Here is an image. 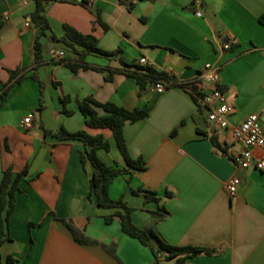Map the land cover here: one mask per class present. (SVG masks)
<instances>
[{
	"label": "crops",
	"instance_id": "0c3cea01",
	"mask_svg": "<svg viewBox=\"0 0 264 264\" xmlns=\"http://www.w3.org/2000/svg\"><path fill=\"white\" fill-rule=\"evenodd\" d=\"M120 1L48 3L50 31L41 40L43 64L34 69L38 31L30 17L36 4L0 0V94L12 72L25 70V79L5 101L0 99V183L6 169L17 174L28 166L10 217L9 239L0 246V264L9 256L16 264L156 263L153 251L125 235L118 219L105 223V217L121 209L101 208L89 198L94 168L89 161L81 163L84 145L54 137L61 129L103 135L111 148L99 150L98 158L107 166L128 168L113 132L87 126L79 107L87 98L147 113L124 127L128 153L133 160H144L145 171L130 170L109 188L112 200L123 198L134 210L135 226L154 229L171 246L214 252L182 264H264V171L237 170L234 156L240 147L233 135L252 114L261 116L264 134V0ZM66 26L93 35L104 52H120L111 58L91 54L81 65L115 70L124 68L122 61L139 65L145 58L150 66L144 67L177 82H192L211 64L219 70V85L232 109L228 127L210 125L208 110L199 111L183 88L168 87L159 94L158 83L148 82L140 90L121 72L108 81V70L74 72L56 64L59 53L63 59L78 60L58 41ZM198 86L208 88L204 82ZM65 97L70 99L66 106L61 100ZM28 117L30 127L25 128L22 123ZM235 175L241 184L231 197L226 184ZM140 190L155 193L159 201L135 193ZM161 209L167 212L163 220L154 215ZM63 221H71L95 244L77 243ZM175 261L163 259L159 264Z\"/></svg>",
	"mask_w": 264,
	"mask_h": 264
},
{
	"label": "trees",
	"instance_id": "16d2710c",
	"mask_svg": "<svg viewBox=\"0 0 264 264\" xmlns=\"http://www.w3.org/2000/svg\"><path fill=\"white\" fill-rule=\"evenodd\" d=\"M36 4V10L31 15V22L33 27L38 31V34L34 43V59L35 67L37 69L43 64V45L42 38L46 36L47 32L50 31V25L46 17V6L48 3L54 0H33ZM204 0H201L203 2ZM122 4H126L125 0L120 1ZM100 22V21H99ZM264 24V19H261ZM105 30L107 26L104 25ZM53 39L57 40L55 37ZM59 42L63 43L66 47L71 49L78 56L77 62L73 60L61 59L56 64L65 65L71 71L76 72L79 68L93 69L95 71L103 72L109 71L110 76L107 78L108 81L112 80V74L116 72L124 73L129 78L135 80L140 90H144L147 83H163L168 87H180L193 96L195 102L199 106V111L204 107L200 104V100L207 96V91L202 90L198 85L201 83L198 79L192 82H177L174 81L168 74L164 72H158L151 67H144L136 64H127L122 61L123 69H111V68H99L91 67L89 65H81L85 58L91 54H99L105 57H115L120 53L117 52H104L98 47V40L93 35H83L73 28L66 26L65 35L58 39ZM76 47H80L79 51ZM25 79V70L19 69L11 73V81L9 84L3 85L0 94V99L5 101L10 91L19 85ZM221 92L224 93L222 86L218 85ZM63 105L69 102V98L65 97L61 99ZM80 111L86 118V124L89 128L93 129H109L113 132L114 137L117 141L119 150L124 157L128 168L120 169L118 167L107 166L97 156L99 150L110 151V143L105 139L103 135L93 136L87 131H79L70 133L65 129H61L59 132L54 134V137L59 141H79L85 149L81 152V163L83 166L89 161L93 168L94 173L90 180V192L89 198H94L97 205L104 209H121L123 212H116L111 216L104 218L106 224H111L115 219L120 222L122 232L138 240L143 246L148 247L154 253L156 263L163 259L176 260L175 264H182L186 260L197 257L199 255H212L214 252L197 247H175L169 245L154 229H140L135 226L131 219V214L134 211L129 208L123 198L119 200H112L109 196V188L112 183L120 176L130 174V170L142 172L146 169V163L143 159L139 158L133 160L127 150L125 138H124V127L127 123H136L147 117V113L143 111H127L124 108L116 106L112 103H99L93 98H87L83 102L79 103ZM98 111H102L103 114H99ZM64 113L68 116L73 115L72 111L64 109ZM212 143L221 150L224 155L226 150L222 149L215 137H211ZM232 158V157H230ZM28 174V166L20 173L15 174L12 168L5 170L3 179L0 183V246L9 239V223L10 217L15 209L16 196L20 191L21 183L26 179ZM135 193H145L147 200L159 201L155 196L156 194L149 191H135ZM161 212L154 213L158 216L159 220H163L167 212L160 210ZM67 228L72 233L75 241L81 245H92L95 244L92 240L86 238L84 234L78 230L71 221H63ZM166 253V256H163ZM6 264H16V260L9 256Z\"/></svg>",
	"mask_w": 264,
	"mask_h": 264
},
{
	"label": "built area",
	"instance_id": "2783aa9c",
	"mask_svg": "<svg viewBox=\"0 0 264 264\" xmlns=\"http://www.w3.org/2000/svg\"><path fill=\"white\" fill-rule=\"evenodd\" d=\"M197 16H200L197 13ZM28 26V24H27ZM64 58L63 53H59L54 61L57 62ZM139 65L150 66L145 58L139 60ZM198 80L208 85V88L202 90H211L212 93L200 100V104L208 110V120L213 123L216 129H226L229 125L228 118L232 109L226 105L224 93L218 88L219 85V70L211 64L205 66L204 71L199 75ZM167 85L158 83L155 86L157 93H164ZM218 103L215 107L214 104ZM264 114V110L262 111ZM30 118L24 119L22 125L25 128L30 127ZM235 142L239 145L240 150L235 154V166L237 170L245 171L248 169H256L264 171V134L262 130L261 116L252 114L247 119L237 126L233 132ZM259 152V158L256 159L255 153ZM241 184V179L238 175L232 177L226 184V191L229 196L234 197L237 194Z\"/></svg>",
	"mask_w": 264,
	"mask_h": 264
},
{
	"label": "water",
	"instance_id": "95a60500",
	"mask_svg": "<svg viewBox=\"0 0 264 264\" xmlns=\"http://www.w3.org/2000/svg\"><path fill=\"white\" fill-rule=\"evenodd\" d=\"M212 93L211 90H207V94L210 95Z\"/></svg>",
	"mask_w": 264,
	"mask_h": 264
},
{
	"label": "rangeland",
	"instance_id": "374dc122",
	"mask_svg": "<svg viewBox=\"0 0 264 264\" xmlns=\"http://www.w3.org/2000/svg\"><path fill=\"white\" fill-rule=\"evenodd\" d=\"M210 125H213L212 123Z\"/></svg>",
	"mask_w": 264,
	"mask_h": 264
}]
</instances>
